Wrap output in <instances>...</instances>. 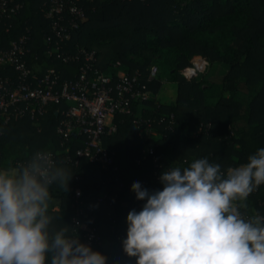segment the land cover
I'll return each mask as SVG.
<instances>
[{
    "label": "trees",
    "instance_id": "trees-1",
    "mask_svg": "<svg viewBox=\"0 0 264 264\" xmlns=\"http://www.w3.org/2000/svg\"><path fill=\"white\" fill-rule=\"evenodd\" d=\"M61 1L85 17L72 26L65 11L61 23L69 38L59 43L45 16L50 0H0V50L22 41L21 59L32 75L53 69L61 82L75 80L85 55L93 53V67L112 83L118 73L138 74L148 99L133 101L127 113L113 117V129L106 127V167L75 157L83 136L73 132L64 143L58 135L68 106L62 103L38 120L12 117L1 125L0 169L27 163L37 151L51 152L72 177L67 191L58 183L49 187L50 233L67 226L84 245L93 233L97 239L87 246L106 257L105 264H135L123 252L127 215L146 203L136 199L134 183L149 193L162 191L159 177L170 167L207 158L225 172L264 148V0ZM196 58L225 67L221 81L202 73L183 77ZM151 67L158 69L153 79ZM6 77L18 80L11 68L0 67V78ZM140 131L150 134L141 138ZM245 203L246 216H264V185Z\"/></svg>",
    "mask_w": 264,
    "mask_h": 264
},
{
    "label": "clouds",
    "instance_id": "clouds-1",
    "mask_svg": "<svg viewBox=\"0 0 264 264\" xmlns=\"http://www.w3.org/2000/svg\"><path fill=\"white\" fill-rule=\"evenodd\" d=\"M71 177L46 151L0 169V264H46L49 256L50 264H105L67 226L49 231V187L67 191ZM159 180L163 190L153 193L132 185L136 199L146 200L127 215L123 252L135 264H264V216L241 212L264 185V148L225 172L200 158Z\"/></svg>",
    "mask_w": 264,
    "mask_h": 264
},
{
    "label": "built area",
    "instance_id": "built-area-1",
    "mask_svg": "<svg viewBox=\"0 0 264 264\" xmlns=\"http://www.w3.org/2000/svg\"><path fill=\"white\" fill-rule=\"evenodd\" d=\"M65 11L74 18L70 23L72 26H75V20L85 17L84 11L75 5L66 6L61 0H50L45 16L52 21V30L59 43L69 38L61 23ZM58 42L56 45L59 46ZM21 43L13 44L9 50H0V67L11 68L18 74L17 81L0 78V127L12 117L38 120L50 106L65 103L68 106L62 115L66 120L57 128L63 142L76 132L84 138L83 148L75 152L77 159H86L102 167L110 165L111 157L102 145L105 129L110 127L108 122L117 114L127 113L133 101L148 99V91L140 83L139 75L128 76L121 72L117 81L112 83L110 76L93 67L94 55L90 53L85 55V64L80 67L75 80L61 82L53 69L46 70L42 77H35L21 59L24 51ZM208 66V62L196 58L190 68L182 71V76L189 80ZM157 72L156 67H151L149 79H153ZM95 239L97 237L91 233L85 244Z\"/></svg>",
    "mask_w": 264,
    "mask_h": 264
},
{
    "label": "crops",
    "instance_id": "crops-1",
    "mask_svg": "<svg viewBox=\"0 0 264 264\" xmlns=\"http://www.w3.org/2000/svg\"><path fill=\"white\" fill-rule=\"evenodd\" d=\"M214 66V65H213ZM212 66V69H211V73L210 74H212L216 79H214V80H216V81H221V78H222V76H223V74H224V71H225V67H223V66H220V65H216V66H220L218 69H216V67H213ZM220 75V76H219ZM165 84H164V87L162 88L163 89V95L166 97V100H168L169 101V99H171V96L170 95H167L166 93L169 91V87H167L168 85L166 84V82L165 81H163ZM167 85V86H166ZM111 121L112 120H110L109 122H108V125L110 126V127H112V129H113V126H111ZM148 134H150V132H146V131H140V136H141V138H146L147 137V135Z\"/></svg>",
    "mask_w": 264,
    "mask_h": 264
},
{
    "label": "rangeland",
    "instance_id": "rangeland-1",
    "mask_svg": "<svg viewBox=\"0 0 264 264\" xmlns=\"http://www.w3.org/2000/svg\"><path fill=\"white\" fill-rule=\"evenodd\" d=\"M184 3H185V1L186 0H182ZM182 2V3H183ZM221 66V65H220ZM219 66V67H220ZM213 67H216V69H218L219 67L218 66H216V65H214ZM211 69H212V66H208L207 68H205V70L202 72V74H203V76H204V78L205 79H207V80H212V81H214V82H219V81H216V80H214V79H216L212 74H210L211 73ZM220 76V75H219ZM214 78V79H213ZM165 82H166V84L168 85L169 83L167 82V80H164ZM164 83V82H163ZM165 84V83H164ZM166 85V86H167Z\"/></svg>",
    "mask_w": 264,
    "mask_h": 264
}]
</instances>
